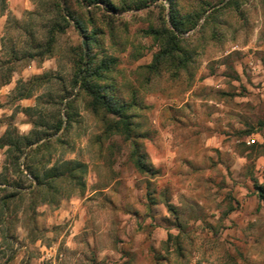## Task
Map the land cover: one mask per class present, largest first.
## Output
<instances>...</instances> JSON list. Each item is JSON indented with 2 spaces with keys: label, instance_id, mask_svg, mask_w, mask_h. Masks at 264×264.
Listing matches in <instances>:
<instances>
[{
  "label": "rangeland",
  "instance_id": "obj_1",
  "mask_svg": "<svg viewBox=\"0 0 264 264\" xmlns=\"http://www.w3.org/2000/svg\"><path fill=\"white\" fill-rule=\"evenodd\" d=\"M4 1L2 61L23 49L28 31L42 40L55 2ZM111 1L120 10L68 3L103 31L96 62L114 63L98 83L123 106L119 114L95 115L74 86L71 52L82 38L73 23L53 57L18 62L0 86V137L46 134L21 157L24 175L0 149L9 183L0 195L17 194L0 214V264H264V0H176L184 18L199 17L179 34L189 59L157 74L146 68L158 51L146 31L167 22L168 4ZM44 74L32 97L16 99L19 82ZM134 149L152 173L136 169ZM67 162L82 167L58 178L46 202L28 194L26 165L42 174Z\"/></svg>",
  "mask_w": 264,
  "mask_h": 264
},
{
  "label": "trees",
  "instance_id": "obj_2",
  "mask_svg": "<svg viewBox=\"0 0 264 264\" xmlns=\"http://www.w3.org/2000/svg\"><path fill=\"white\" fill-rule=\"evenodd\" d=\"M165 1L168 4L167 22L163 20L158 28H149L146 34L151 36L158 51L153 55L152 62L146 66L150 72L157 74L160 67L164 66L167 69L174 68L177 71L179 68H186L188 55L184 52L180 45L179 34L193 28L199 17L194 19L184 18L177 8L176 0H121L122 5L129 9H143L148 5ZM81 6L98 7V4H104L109 10L118 11V6L111 0H77ZM0 14L5 11V1L0 0ZM54 20L44 26L42 40H38L35 35L28 31V38L23 49L19 50L15 47L11 48L6 60H0V86L7 85L11 82L13 73L16 72L15 65L20 61H36L43 62L45 59L53 57L54 48L57 43L58 36L64 34L69 28L70 23H73L74 29L79 33L82 41L72 49V67H73V84L78 86L79 90L83 91L90 99L89 107L95 115H98L100 109L104 112V117L107 114L115 115L120 113L123 106L116 105V99L107 94L108 86H100L98 81L106 79L105 76L109 72L110 66L114 63L113 59L100 60L96 62V54L93 53L94 48H102L100 39L103 31L100 30L95 23L93 16L87 14V20L84 21L70 7L68 0H55L52 6ZM87 13H89L87 11ZM47 80V79H46ZM45 74L34 76L27 82H19L16 86V99L22 100L33 96L36 87L41 86L46 82ZM66 97H62L64 101ZM32 108H27L25 111H31ZM67 121L71 119V115H66ZM126 118V117H123ZM122 132L126 138L130 137L129 123L126 120H121ZM36 125L35 122H31ZM63 120L59 118L51 127L53 133L61 130ZM118 123L113 127L116 128ZM32 138L20 135L16 130H8L0 137V149H4L5 157L9 166H12L13 172L23 174L21 169V157L25 154V158L31 156L33 152H37L39 141L44 139V135L37 132H31ZM35 145L34 148L32 146ZM28 152L25 153V149ZM136 169L141 173H152L151 167L146 166L142 162L143 155L139 149H134L132 153ZM55 166V165H54ZM51 167L39 174L35 168L29 165L25 166V175L31 179L33 186H29L28 194L31 195L37 192L42 196L43 202H46L51 193L55 191L54 183L58 178L72 177L73 170L82 167L80 164L67 162L62 164L60 168ZM73 166V167H72ZM24 175V174H23ZM9 185L7 177L0 174V192H6L2 186ZM19 186L14 185V188ZM260 197H264L263 187H259ZM17 194L10 192L9 194L0 195V214L8 209L9 203Z\"/></svg>",
  "mask_w": 264,
  "mask_h": 264
}]
</instances>
